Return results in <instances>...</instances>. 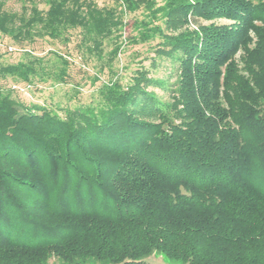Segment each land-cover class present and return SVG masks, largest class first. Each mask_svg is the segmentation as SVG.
Masks as SVG:
<instances>
[{
	"label": "trees",
	"instance_id": "1",
	"mask_svg": "<svg viewBox=\"0 0 264 264\" xmlns=\"http://www.w3.org/2000/svg\"><path fill=\"white\" fill-rule=\"evenodd\" d=\"M45 2L0 5V31L34 42L120 23L92 1ZM165 30L157 54L181 53L169 103L145 70L66 119L0 91V264H264V0H174Z\"/></svg>",
	"mask_w": 264,
	"mask_h": 264
},
{
	"label": "rangeland",
	"instance_id": "2",
	"mask_svg": "<svg viewBox=\"0 0 264 264\" xmlns=\"http://www.w3.org/2000/svg\"><path fill=\"white\" fill-rule=\"evenodd\" d=\"M32 1L41 10L48 9L46 0H0V5L5 14L30 16ZM88 1L99 9L114 10L119 25L102 34L81 28L59 31L55 38L42 35L34 42L15 41L0 31V91L23 105L66 119L77 109L104 103L103 92L114 81L126 87L145 70L155 81L147 91L169 103L177 85L181 53L172 58L159 56L157 50L164 46V35H173L165 30V20L174 0ZM214 22L231 23L225 19ZM18 65L33 69L27 82L2 71ZM161 257L153 253L147 262L166 261ZM48 264L69 263L52 258ZM73 264L109 263L93 259Z\"/></svg>",
	"mask_w": 264,
	"mask_h": 264
}]
</instances>
